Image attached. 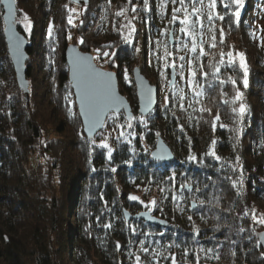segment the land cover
Returning a JSON list of instances; mask_svg holds the SVG:
<instances>
[{"label":"trees","instance_id":"obj_1","mask_svg":"<svg viewBox=\"0 0 264 264\" xmlns=\"http://www.w3.org/2000/svg\"><path fill=\"white\" fill-rule=\"evenodd\" d=\"M143 3L90 0L79 29L84 32L89 27L95 6L115 8L112 15L119 35L95 45L114 51L105 68L118 74L120 91L130 102L135 122L130 121L128 129L125 113L109 115V126L122 125L109 145L111 157L108 149L99 147L100 133L97 141L85 136L71 89L66 50L71 44L73 29L68 17L74 4L71 0H16L17 16L26 14L34 23L30 35L17 24L29 43L28 103L17 84L0 3V264H137L136 256L140 264H172V257L176 264H197V260L199 264H264L257 237L264 224L257 222L253 205L264 196V53L250 49L245 38L257 39L247 24L253 0H244L238 21L218 0L216 11L225 19L214 21V32H209L208 0H204L206 55H199L200 50L191 54L190 38L179 31V20L170 23L171 10L180 7L179 3L163 0L162 7V0H148L147 10ZM196 6L200 7L198 2ZM122 9L124 15L118 16ZM179 14L182 18L183 12ZM134 21L136 31L125 36L122 27ZM221 28L223 44L219 43ZM174 32L179 35L175 43L171 39ZM213 34L215 48L210 46ZM163 35H169L167 49L193 60L196 90L204 95L196 98L200 103H194L193 88L176 80L171 85L173 69H168L166 104L143 117L133 78L128 81L125 75L138 67L145 48L151 75L159 77ZM262 40L264 34L258 38L260 50ZM79 47L92 51L87 41ZM231 50L247 59V88L238 63L232 67L219 64L220 53ZM213 54L217 57L211 60ZM186 60L181 64L185 66ZM218 65L221 71L213 75ZM221 80L226 82L221 84ZM234 88L246 95L243 117L233 111L238 110L231 98ZM201 107L210 112H201ZM216 115L220 119L213 129ZM160 137L169 140L175 153L171 162L155 161L151 156ZM210 149L215 156L207 155ZM152 200L156 205L145 207ZM125 209L134 215L150 211L169 224L127 220Z\"/></svg>","mask_w":264,"mask_h":264},{"label":"water","instance_id":"obj_2","mask_svg":"<svg viewBox=\"0 0 264 264\" xmlns=\"http://www.w3.org/2000/svg\"><path fill=\"white\" fill-rule=\"evenodd\" d=\"M73 4L87 5L90 0H71ZM3 9L4 35L7 42L9 55L16 74L17 84L20 90L25 94L26 100H30V83L27 78V62L29 54L27 52L28 39L22 34L17 27V4L16 0H0ZM9 5H11V14L9 13ZM172 39V35H171ZM78 57H90L92 68L96 72L111 74V80L98 77L94 72L89 71L86 67L77 63ZM66 61L69 66V80L74 92L75 101L78 107L79 115L83 123V131L89 140L95 139L100 133L109 118L111 113H125L127 118L133 117L134 113L127 97L120 92L119 78L116 72L108 71L99 67L94 59V55L89 52H83L77 44L69 45L66 50ZM133 79L138 94L139 114L142 116L150 115L159 105V89L153 85L151 81L143 74L140 67H135L133 70ZM175 73L172 70L171 85L175 83ZM89 91L96 95L101 102V106L108 103L109 106L104 108L103 115L99 118L97 126L93 128L91 135L89 127L93 122V117L88 114L87 109L81 108V96L85 91ZM106 89H110L111 95L115 98L114 103H110L106 99ZM153 160L160 162H171L175 159L173 149L167 142L160 137L157 141L155 149L151 152ZM194 202L192 203V207ZM195 207H193L194 209ZM146 213V215H145ZM124 215L127 220L142 219L146 222L168 225V221L154 216L150 211H145L139 214H132L128 210H124ZM260 246L264 254V231L257 234Z\"/></svg>","mask_w":264,"mask_h":264},{"label":"rangeland","instance_id":"obj_3","mask_svg":"<svg viewBox=\"0 0 264 264\" xmlns=\"http://www.w3.org/2000/svg\"><path fill=\"white\" fill-rule=\"evenodd\" d=\"M114 9L115 8L113 6L111 8H109L104 4H100L98 7L95 6V8H93V12L90 13L91 19H90L89 27L87 28V26H86V29L84 30V32H79V29H81V27H82L81 24L83 23V19H85V17H86V13H85L87 11L86 6L74 4L73 6L70 7V12H69V16L71 15L72 21H73V23L70 24L71 29H73V31L71 32V40H70L71 44L70 45L77 44L79 46L80 44H82L79 42L81 39L84 42L87 41V42L91 43V47H92L91 54L94 55V59H95L96 64L105 70H107L105 67H108L110 65V58H112V56H114V51L111 49V47H108V46H102V47L100 46L99 48H96L95 43L106 42V41L110 40L114 35H116V34L119 35V32H118L119 30H118L116 23H115L116 21L114 20V17L112 15V12H113V14L115 12ZM206 10H207L206 6H204L203 11H206ZM171 11H173V9ZM23 16H20V17L17 16V24L19 23V24L23 25V27H24ZM178 16L180 17L179 13H178ZM29 20L31 22V29H30V31H27L28 35H30L32 33L33 25H34V23L32 22V19L30 18ZM133 20H135V19H133ZM134 22H131L128 25L125 24L124 25L125 27H122L123 31L126 33L125 36L133 35V32L131 31L133 27L135 28V31H136L137 23L136 22L134 23ZM247 24L249 27L248 28L249 31L253 32V34L255 33L257 35V39L255 38L253 40H251V39L248 40L249 35H247L245 37L247 42H248V46H250V49L254 48V49H257L260 53H262V52L264 53V51H262V47L264 49V41L262 40L261 45H263V46L261 47V50L259 49V42H258L259 36L261 34H264V0H253V3L251 4V7L249 9ZM196 32H197V41H198V37L204 36V33L203 32L201 33L198 30V28L196 29ZM168 37H169V35H167V36L163 35V38L161 40V42L164 43V46H163L164 54L162 57L163 63H161V68H160L161 71H160L159 77L153 78L151 75V70H150V65H151L150 61L151 60H150V58L148 60L147 52H146L145 48H143L141 51V53H142L141 60L139 62L140 64L138 65V67L141 68L143 74L151 81V83L153 85L157 86L159 89V105H158L157 109H160L162 107V105L166 104V102H167L166 98L168 99V90L170 88V85H169L170 79L166 76V71L168 69H171V67L165 68V63H166L165 52L166 51L171 53V55L167 57V62L170 63L174 60L176 65H177V68H179L178 70H176L177 71V77L175 79L176 82H180L181 84H184V85L186 83L188 85L189 79H192V76L189 72L188 63L184 66V68L182 70L183 71V78H181V74H180L181 69H180L179 65L181 64V62H184V61L179 60V57L182 55L178 54V52L176 50L167 49L168 43L166 44V42H167L166 39H168ZM178 39H179L178 33H176V32L172 33L173 42L175 43L176 41H178ZM188 46H189L188 49L190 50L191 38H190ZM177 50L179 51L178 48H177ZM197 50H200V49L198 48ZM105 52L109 53V55L104 56L103 53H105ZM231 52L233 53V56L235 57V63L239 64V57L236 56V53H240V52H236L235 50H233V51L231 50ZM191 54H194V53L191 52ZM215 57H217V55H215V54L211 55V60L214 59ZM187 60H188V58H187ZM245 61H246V65H247L246 57H245ZM193 64H194V62H193ZM193 64L191 65V67L193 69H195L193 67ZM133 70H134V68L132 70H130L129 72L127 71L128 72L127 73L128 81H130V78H133ZM162 73H163V75H162ZM133 81H134V79H133ZM119 87H120V82H119ZM72 91H73V89H72ZM236 91L237 90L234 88V90L232 91L233 95L231 94V96H232L231 98H234ZM240 92L243 94V100L237 101L233 105V107L239 108V104L241 102L246 105V101L244 99L246 95L244 96L243 91H240ZM225 95L227 96V94H225ZM246 110H247V108H246ZM238 114H239V112H238ZM140 116H142V115H140ZM133 117H134V115H133ZM143 117H145V116H143ZM116 118H120V117L116 116ZM132 120L133 119H131V121ZM132 122L134 123L135 120ZM109 123L110 122H109V118H108V120L105 124V126H106L105 129H103L100 132V135L102 137L101 140L97 141L98 140V139L96 140L97 136L95 137V140L97 142L101 143L106 138L108 145H111L113 142L112 137L114 135L116 136V134H118V132L122 129V125L109 126L110 125ZM131 127H128V129H131ZM116 131H117V133H116ZM166 142L169 146L171 145L169 140H166ZM263 158H264V154H263ZM253 205H254V212L256 214V220L259 223V220L262 217H264V196L259 198L256 201H254ZM181 221L182 220L179 219L178 222L181 223ZM258 233L259 232H257V234Z\"/></svg>","mask_w":264,"mask_h":264},{"label":"snow or ice","instance_id":"obj_4","mask_svg":"<svg viewBox=\"0 0 264 264\" xmlns=\"http://www.w3.org/2000/svg\"><path fill=\"white\" fill-rule=\"evenodd\" d=\"M197 2L199 3L200 7H197ZM217 2L218 0H208V4H207V21L209 22V32H214V21L215 20H219V21H223L225 19V15L221 14L220 12L216 11L217 9ZM221 2L223 3V8L230 10V12L228 13V15H230V17H234L237 21L240 19V9L243 7V3L244 0H221ZM129 3H131V0H129ZM173 4L179 3L180 7L178 8H173V13L171 16V21L170 23H175L179 20V24L182 25V27H180L179 31L183 34H185L186 36H189L191 38V48L190 51L195 53L197 52V49L199 48V55H206L205 51H204V47H203V39L201 36V40L198 43L197 41V32H196V27L197 25L199 26L201 33L203 32V28H204V24H203V16H204V12H203V8H204V0H189V2H186V0H172ZM143 7L145 10L148 9V0H144L143 3ZM162 7H163V0H162ZM189 8H191V11H189ZM132 11L135 12L136 8L133 7ZM183 12V17L180 18L178 16V13ZM9 13L11 14V5H9ZM118 16H122L124 15V10L122 9L120 12L117 13ZM193 17H195V19H193ZM23 22H24V28L26 31H30L31 29V22L29 20V17L25 14L23 16ZM68 22L69 24H72V17L71 15L68 17ZM132 32H135V28L133 27ZM48 33H49V37L51 38L52 33H53V26L50 24L49 25V29H48ZM220 33V40L219 43L223 44L224 43V30L221 28L219 30ZM131 35V34H130ZM69 39H71V37H69ZM126 40H129L128 37L125 38ZM80 43H84V41L81 39L79 41ZM210 46L215 48L217 46V42H216V36L213 34L211 36V41H210ZM184 47H188L186 44L184 45ZM104 56H108L109 53L105 52L103 53ZM171 53L169 52H165V68L171 67L173 69V72L175 73V70L177 68V65L175 63V61L173 60L172 62H167V57L170 56ZM227 56V61L225 62L224 60V56ZM221 59L219 61V64L224 65V67H232L235 64V57L233 56V53L231 51L224 53L221 52L220 53ZM236 56L239 57V67L243 70L244 72V86L247 87V75H248V71H247V65H246V61H245V56L243 53H236ZM90 57H78L77 58V63L81 64L82 66L86 67L89 71L94 72L98 77H104L107 78L108 81L111 80V74L109 73H103V72H96V70L94 68H92V65L90 63H88V61H90ZM198 59V57H197ZM179 60L184 61L185 57L184 56H180ZM188 65H189V72L192 76L193 79L189 80V86L193 88V97H194V103H200L199 99H196L202 95H204V92L202 90L197 91L196 89L199 88V84L195 82V77L197 74V70L193 69L191 67V65L193 64V60L189 59L187 61ZM180 69H181V78H183V68H184V64H180L179 65ZM221 71V68L218 66H216L215 68V72L213 73V75H215L216 73H219ZM163 75V73H162ZM204 76H207V73H204ZM125 79H127V75H125ZM229 81L235 85L236 81L233 80L231 77H229ZM226 81L221 80L220 83L224 84ZM209 87H211V85H209ZM106 99L108 102L110 103H114L115 102V98L111 95L110 89H106ZM181 104V110H183L184 105H183V100L185 99L184 95L181 94L179 97ZM167 100V98H166ZM243 100V94L237 89L236 94L232 100V103L235 104L237 101H242ZM225 104L228 103L227 100L224 101ZM107 106H109L108 103H105L103 105V107L101 106V102L98 99V97L96 95H94L93 93L87 91H85V93L81 96V108L82 109H87L88 114H90L93 117V122L91 127H89V134L91 135V132L93 130L94 127L97 126V122L99 120V118L103 115V111L104 108H106ZM192 106V102L189 103V107ZM195 110V109H194ZM201 112H205V111H209V109L205 108V107H201L199 109ZM233 111L236 112L237 109L233 108ZM238 112L239 115L241 117H243L244 113L246 112V105L244 103H240L239 104V108H238ZM131 117H129V123H128V127H131ZM220 117L219 115H216L214 120H213V129H215L216 127V122L219 121ZM221 127H223V125H221ZM183 130V129H181ZM121 136L124 135L123 133L120 134ZM215 141L212 142V146L214 148L215 146ZM99 147L101 148H106L108 149V155L109 157H111V148L109 147L107 140L105 138L104 141L101 142V144L99 145ZM207 155H213L215 156V152L212 151L210 149L209 153H207ZM190 159H195V157H189ZM216 159H219V157L217 156ZM113 171H115V169H113ZM235 187V184L233 185ZM182 187H184L182 185ZM163 191V190H162ZM130 200H138V197L136 196H130L129 197ZM141 203H143L141 201ZM201 203H203V201H201ZM156 205V201L152 200L149 202V204H146L145 207L151 208L154 207ZM193 207H195V204H193ZM146 215V213H145ZM189 219H191V217H189ZM255 219V217H254ZM259 223L264 224V217H262L259 220ZM105 227H110V225H105ZM135 231V230H133ZM120 245L117 244V248H119ZM143 251H147V249H142ZM209 252L211 251L210 249L208 250ZM218 258V257H217ZM136 262L137 264H140V257L136 256ZM172 264H176L175 258L172 257ZM197 264H199L198 260H197Z\"/></svg>","mask_w":264,"mask_h":264}]
</instances>
